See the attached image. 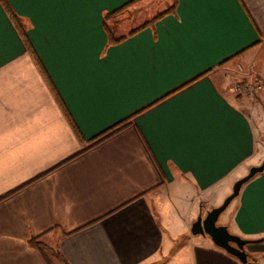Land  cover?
Wrapping results in <instances>:
<instances>
[{"label": "crops", "instance_id": "crops-1", "mask_svg": "<svg viewBox=\"0 0 264 264\" xmlns=\"http://www.w3.org/2000/svg\"><path fill=\"white\" fill-rule=\"evenodd\" d=\"M6 1L27 41L0 0V264H243L191 225L264 159V96L226 71L264 68V0H178L119 42L130 0ZM222 222L264 236V171Z\"/></svg>", "mask_w": 264, "mask_h": 264}, {"label": "water", "instance_id": "water-1", "mask_svg": "<svg viewBox=\"0 0 264 264\" xmlns=\"http://www.w3.org/2000/svg\"><path fill=\"white\" fill-rule=\"evenodd\" d=\"M262 171H264V159L260 164L252 165L245 175L234 182L231 193L225 197L221 204L208 209L205 215L202 212L199 213L191 225L193 234L209 235L217 246L236 256L243 264H259L255 257L249 256L246 245L262 242L264 236L257 238L243 237L231 232L226 224H219L217 221L220 214L238 196L243 184Z\"/></svg>", "mask_w": 264, "mask_h": 264}, {"label": "trees", "instance_id": "trees-1", "mask_svg": "<svg viewBox=\"0 0 264 264\" xmlns=\"http://www.w3.org/2000/svg\"><path fill=\"white\" fill-rule=\"evenodd\" d=\"M2 1H4V5L6 7V10L8 11V13H9L11 19L13 20L14 24L16 25V27L18 28L20 34L22 35V37L24 39H26V35H25L26 34V25L24 24L22 18L12 10V8L10 7V5L7 3L6 0H2ZM139 1L140 0H130V1L126 2L124 5H122L121 7H119L118 9L110 11V12H106L104 14V24H105L106 30L108 32L110 42H119V41L123 40L124 38H126V36L132 35L135 32H137L138 30L152 24L153 22H155L156 20H158L159 18L164 16L166 13L174 11V9L177 5V2H178V0H174L173 3L168 8H166L162 11H159L157 14H155L151 18L145 20L140 25L132 28L131 30H129V32L127 34L116 35L114 30L112 28H110V26L108 25V20L114 19V20L118 21V18L120 17L121 14H123L128 8H130L132 5H134L135 3L139 2ZM26 41H27V39H26ZM125 125H126L125 121H122V122L114 125L113 127L109 128L108 130L104 131L103 133H101L100 135H98L97 137L92 139L91 144L94 145V144L98 143L99 141L107 138L108 136L118 132L119 130L124 128ZM29 242L33 246L37 247L42 252V254H44V256L46 257V260H48V262H49L47 252L50 248L48 247V245L44 241H42L39 238V236L31 237L29 239Z\"/></svg>", "mask_w": 264, "mask_h": 264}, {"label": "rangeland", "instance_id": "rangeland-1", "mask_svg": "<svg viewBox=\"0 0 264 264\" xmlns=\"http://www.w3.org/2000/svg\"><path fill=\"white\" fill-rule=\"evenodd\" d=\"M173 1L174 0H140L139 2L135 3L130 8H128L123 14H121L120 17L118 18V21L114 20V19H109L108 25L118 35L127 34L129 32V30H131L132 28L140 25L145 20H147V19L151 18L152 16H154L155 14H157L159 11H162V10L168 8L173 3ZM240 66H242V65H238V64L236 65L235 64L232 69H228L226 71H228L229 73H234L235 71H237L239 74H242V75H250V73H252V71L259 72L262 69H264V68H262V69L258 70V69H255L253 67L250 68V67H244V66H242V68H240ZM236 81H238V79H236L233 82V84ZM233 84H232V86H233ZM232 86H231V88H232ZM232 91L234 93L238 94L234 90H232ZM238 95H240V94H238ZM257 95L255 97H257ZM229 205L220 214L218 221H217L219 224L223 223L222 220L224 219L225 214H227V212L229 210ZM205 214H203V215H205ZM257 243H259V242H257ZM248 245H246V250L248 251L249 256L255 257L254 254L248 250L249 249ZM50 250L51 249H49L48 251L51 252ZM255 258L258 261L257 257H255ZM153 264H162V263L156 262ZM174 264H177V263H174Z\"/></svg>", "mask_w": 264, "mask_h": 264}, {"label": "built area", "instance_id": "built-area-1", "mask_svg": "<svg viewBox=\"0 0 264 264\" xmlns=\"http://www.w3.org/2000/svg\"><path fill=\"white\" fill-rule=\"evenodd\" d=\"M232 90L249 97H255L257 94L264 95V69L259 72L252 71L250 75H244L233 84Z\"/></svg>", "mask_w": 264, "mask_h": 264}, {"label": "flooded vegetation", "instance_id": "flooded-vegetation-1", "mask_svg": "<svg viewBox=\"0 0 264 264\" xmlns=\"http://www.w3.org/2000/svg\"><path fill=\"white\" fill-rule=\"evenodd\" d=\"M253 257V256H252Z\"/></svg>", "mask_w": 264, "mask_h": 264}]
</instances>
